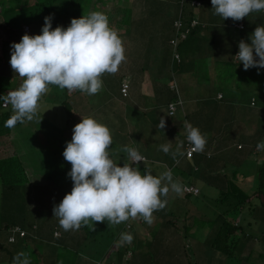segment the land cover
Returning <instances> with one entry per match:
<instances>
[{
    "label": "trees",
    "instance_id": "trees-1",
    "mask_svg": "<svg viewBox=\"0 0 264 264\" xmlns=\"http://www.w3.org/2000/svg\"><path fill=\"white\" fill-rule=\"evenodd\" d=\"M80 1L81 0H0L3 6V9L0 6V67L2 69L4 68V73L0 75V96H2L3 92L7 94L10 91L18 89L23 83L22 78L11 69L10 45L13 42H20L24 34H41L44 18L46 16L51 15L53 17V28L57 26L66 28L70 25L73 18H80L83 15L87 16L93 11V6L89 4L88 6L90 9H88L84 7ZM84 1L82 0L83 4L85 3ZM93 1L96 2L97 0ZM112 1L118 2V5L124 4V7H114L117 13L110 14L108 17L110 26L117 30V28L123 24L129 12L134 20L138 21L140 32L144 33L145 31V37L148 38L146 42L148 47L146 50V46L143 45V43L137 41L138 44H133L131 46V39L133 40V38H128V35L124 34L121 36L124 46H131V49L125 52L127 59L129 57L131 60L127 61L125 68H119L118 72H121L122 75V86L119 89V84L116 90H119L120 97L128 99L130 98L131 93L129 91H131L132 85H134V83L137 84V76H141V73H146V63L148 62H146L145 59H147L146 57L149 56V54H151L152 57V60L149 62L154 61L157 65H162L164 61L170 60L167 56H172V58L174 56V60H176L178 64L182 63L183 60L179 53L182 45L186 43L192 34L196 33L197 29L200 28V30H203V24L201 23L203 19L196 11L203 6V3L211 0H103V2H101L103 6H101L99 11L108 14L109 2ZM96 3H98V1ZM171 10H173V13L168 15ZM13 15H15L14 19H18L19 21H13L12 24L10 20L13 19ZM10 16L11 19L9 20ZM25 20L29 22L20 25V22ZM242 21L245 22V27L239 23ZM231 23L233 24L234 21L229 19L228 25L230 26ZM236 25H239L236 26V29L241 33H246L250 36L257 26L264 25V12H253L249 17L236 21ZM127 26V28L130 29L131 25L129 24ZM240 26L242 29L239 28ZM151 35L153 38H150ZM184 38L187 39L185 40ZM150 39L154 41L152 44H150ZM177 43L178 46L176 45ZM140 46L142 51H140ZM135 54L139 56L136 60H134ZM142 55H146V57L141 58ZM199 55L198 59L200 61H205V59H207V57L204 58L202 52L199 53ZM175 56H179L180 59ZM131 62H135V65ZM240 65L243 67L242 64ZM229 66L232 67L231 69H239L244 74L243 79L246 80L245 83L258 85L260 90L264 91V70H261L258 74L256 68L244 70L242 67H238L239 65L236 62L233 64L231 63ZM136 70L137 72H135ZM155 70L156 69L152 71L155 72ZM153 72L149 73L153 74ZM182 72H184V70L180 69L177 71L178 77L179 75L182 76ZM132 73L134 74V76H132L133 78L130 77ZM197 74H200V72H197L195 76H198ZM129 77L134 80L131 82L125 80ZM196 78L198 79L199 77ZM247 80H255V82L260 80V83ZM151 81L152 82L146 89L148 93L154 82L152 79ZM125 85L129 87L127 95L123 94V87ZM51 87L54 89L56 94L55 97L62 101L64 129L57 128V131L60 130L56 138L59 140L57 152L52 153L50 150L43 153L41 151L39 152L40 156L44 155L48 158L49 172H47V178H49L51 182L44 190H41L38 186H32L31 183L28 186L24 185L26 181L25 178L27 179V170L19 166V154L15 149L12 136L16 129L18 127L20 128L23 124L18 123L14 128L5 127V121L13 114V109L11 105L5 108L3 106V104L6 103L5 101H3L0 106V184L2 185L0 195L2 198L6 199L8 204L7 208H9L13 216H15L14 221L21 220V222L17 224L5 222L1 227V229L8 234L9 244L17 248H7L0 242V264H13V257L20 252L29 255V252L24 249L29 247V241L36 240L41 243H58L60 251L64 252L58 255L70 258L73 264H80L82 261V264H210V259L206 257L210 256V254L214 260V264L216 260V264H260L259 262H263L264 264V254H261L259 250L261 245H264V237L261 236V238H258L254 233L248 232L249 227L264 224V150L257 149V144L264 141V127H261L259 132L256 128L251 135L241 136L244 139V141H241L243 150L242 154L239 157L237 156L235 165L240 164L239 167L242 166L243 177L240 175V172L235 171L237 176L234 174L236 180L233 181L227 171V165L222 166L218 163L220 160L218 161L217 157L210 158L205 151L196 152L193 157H188L187 146L189 142L185 134V124L183 125V132L179 130L176 132V129L170 131V119L175 120L177 118L176 114L178 107L174 114H172L173 117L170 116V119H166V127L164 129L158 128L160 117L153 118L137 110L136 113L132 110L133 115L130 119L133 126L130 127L129 120L125 121L121 119L116 108L107 112V108L105 107L100 115L96 114L93 117L95 119L99 117L101 123L107 125L111 129L113 134L111 155L115 161L117 159L121 160L116 161L117 163L121 166H123V163H130L127 153L123 151L125 147L137 149L145 157V160L139 165L133 166L142 167L140 169L142 173L150 171L154 176L171 170L173 176L176 177L175 180L183 185L184 192L182 196L185 201H189V203L192 197L201 195L200 189L197 186L198 183L200 181L206 182V184H210L220 192L219 198L215 201L217 212L214 213V219L211 221L208 220V222L204 221V217L202 218L200 216L196 222L198 225H194L193 227L187 225L190 219L186 217L183 232L175 227L173 223L176 220L181 221L176 219L178 217H176L175 214L179 210L177 201L178 199L181 200L182 196L170 192L166 197L168 201L166 207L163 210L153 213L156 217H154L153 223L155 225H161V230L157 232L155 236H152L153 232L151 233V227H147L145 229L148 233L140 234L143 238L149 236L150 240L148 239V241L145 239L137 241V239L141 237L134 234L135 226L133 222L136 219H130L118 225L110 224L107 221H90L87 225H82L77 231H64L59 225L58 218L54 217L53 207L54 205H58L73 187V182L67 175L71 170V164L64 159L63 151L65 150L66 142H69L72 138L74 126L79 122L75 120V122H73L74 126L70 128V122L72 123V121L71 119L68 121V119L72 112L68 109V105L72 102L73 109L75 108L77 111H80L81 109L77 107V99L82 101V103H86L85 105H89V103L85 99L82 100V98L77 97L79 94H82L79 90L69 92L67 89H61L56 85H51ZM155 87L156 85L154 84L153 91H155V97L158 102L156 104L153 101V104H156L157 107L160 104L162 105V100H166V95L167 97L169 96L168 103H171L169 109L174 104L176 106V103L172 100L175 99V93L172 91L170 92L169 88H166L164 95L160 98L157 94L158 89ZM118 90L116 91L117 94ZM237 93L240 92L238 91ZM150 96L153 97V95H148L149 98ZM231 98L237 102L239 100V95L234 93ZM107 99L113 100V95L107 96ZM252 100L253 103H255V101L259 103V99H257L256 96L251 97L250 101ZM238 102L244 101L240 100ZM90 106H92V104ZM96 107L97 105L94 103L92 109L88 108V111L91 110V112H94L93 110H95L94 108ZM108 107H111V104ZM87 112L83 113L86 114ZM140 113L143 118L142 120L138 117ZM65 114H67L66 118ZM262 116L263 121H261V126L264 125V108ZM112 117L115 118L116 122L112 121ZM187 118L188 120L186 121L192 124V118L188 116ZM199 122L200 123L196 125V127H198L202 133L206 132L205 130H207V128L209 129L208 126L212 127V123L207 124L205 118H201ZM134 127H137V129ZM174 132L178 134L181 132L182 134L179 136L180 139L178 143L173 144V142H171L172 150L175 151L177 145L183 142V146L180 149L182 154H178L175 158H173L171 154H165L161 150V145L169 143L167 139L162 141L159 140L161 136L165 137L166 135L174 134ZM36 134L37 135L34 134L30 136L29 139L38 142V132ZM43 138L45 139L42 135V139ZM171 139L169 141H171ZM245 141H247V143ZM144 144L154 147V150H156V154L154 155L156 156L155 159L161 163L153 164L150 167V160L147 159V157H149L148 150L144 149ZM29 172H34V169L30 168ZM34 174H36V172ZM17 175H19L18 179ZM254 176L257 178L254 183V186H256L255 190H253V187L250 188L252 184H250L251 181L249 180ZM188 189L198 190L199 193L196 194L194 191H189ZM44 197L45 200L43 199ZM13 204H15V210L12 207ZM18 207L21 216L20 214H16L19 212L17 210ZM196 211L198 215L199 210L196 209ZM30 213H35L36 215L27 216ZM201 215L203 216L204 213L202 212ZM31 217H34V220L37 221V228H42V230L39 229L36 234L30 233L26 230L25 226L21 224L22 222L24 223V221H32ZM39 217L43 218V220ZM139 219L144 226L148 225L142 218ZM101 225H103L106 233H102V229L100 228ZM34 229H36V227H33V230ZM97 232L101 233H98L99 235L96 236L95 234ZM123 232L131 233L134 240L131 244L119 246L117 241L120 238V234ZM59 233H61V235ZM98 236L104 240L111 241V243L110 251L106 254L104 259L97 263L82 255L81 248L87 249L89 246L92 247L93 241H97L99 238ZM196 236H198L197 238H199V240L196 239ZM100 242L99 238V243ZM191 249L193 253H195V258L190 254ZM65 251H69L70 254H65ZM256 252H259L260 255H256L257 261L253 263L255 260L253 254ZM129 254H132L131 258L126 260ZM153 254L154 259L152 256ZM70 255L77 258L79 257V262H74ZM32 264L36 263L33 261Z\"/></svg>",
    "mask_w": 264,
    "mask_h": 264
},
{
    "label": "clouds",
    "instance_id": "clouds-1",
    "mask_svg": "<svg viewBox=\"0 0 264 264\" xmlns=\"http://www.w3.org/2000/svg\"><path fill=\"white\" fill-rule=\"evenodd\" d=\"M211 4L214 14L222 20L240 21L253 12H264V0H211ZM52 21L51 15L46 16L41 34H24L20 42L10 45L11 68L23 83L0 96V100L13 109V114L5 121L7 128L34 120L40 100L51 85L69 92L79 90L89 96L96 95L103 89V75L116 74L126 61L123 40L110 26L104 12L94 11L73 18L66 28H53ZM249 40L250 43L239 41V51L233 61L242 64L244 70L256 68L259 74L264 70V25L257 26ZM165 114L172 116L173 113ZM165 127L166 119L161 117L158 128ZM184 127L192 151L203 152L206 134L190 122H185ZM112 145L111 129L94 117H82L74 126L72 138L63 151L64 159L71 164L67 175L73 187L53 207L54 217L64 231H77L90 221L118 225L138 217L150 225L154 222L153 213L166 207L170 192L183 195L184 187L174 179L171 170L158 176L150 171L142 173L133 165L144 162L145 157L132 147L123 149L131 163L121 166L111 155ZM182 146L183 142L173 151L169 141L160 147L175 158L182 154ZM257 149L264 150V141L257 144ZM133 240L131 233L123 232L117 243L124 246ZM13 264L32 262L28 254L20 252L13 257Z\"/></svg>",
    "mask_w": 264,
    "mask_h": 264
},
{
    "label": "rangeland",
    "instance_id": "rangeland-1",
    "mask_svg": "<svg viewBox=\"0 0 264 264\" xmlns=\"http://www.w3.org/2000/svg\"><path fill=\"white\" fill-rule=\"evenodd\" d=\"M84 1V0H83ZM98 1V3H96ZM96 2H94L93 0H89V1H84L85 5L83 4L82 0L80 1L81 4L84 7H87L88 9H90V7L88 6L90 4V6H93L92 8V12L94 11H99V9L101 8V6H103V0H97ZM110 5L109 7V13L106 14L108 17L110 16V14H116L117 11L115 10V6L118 7H124L122 5H118V2L112 1L109 2ZM113 3V4H112ZM92 4V5H91ZM0 6L3 9V6L0 3ZM98 8H97V7ZM15 15L12 16V20L11 16L9 17V20L12 21H19L18 19H14ZM27 20L25 21H21V24H26ZM131 25L130 29H128L127 25ZM34 25V23H33ZM240 29H242V27H239ZM115 29V28H114ZM117 31L120 35V37L122 36V34L124 35H128V38H133L132 44H138L137 41H139V43H143V45L146 46V50H147V39L145 37L146 32L144 31V33L140 32V27L138 25V21H135L133 16L130 15V13L128 12L127 16L124 19L123 24L120 25V27L117 28ZM125 32V33H124ZM123 35V36H124ZM126 37V36H125ZM150 38H153V36L151 35ZM154 41L150 39V44H152ZM217 45H220L219 42H217ZM130 45H127L125 47L126 51L128 52L131 49ZM140 51H142V48L140 46ZM150 53V52H149ZM219 56V55H218ZM11 57V54H10ZM146 55H142L141 58H145ZM133 58V57H132ZM136 58H139L138 54H135V58L134 60H136ZM147 59H145L146 62H149L152 60L151 54H149V56L146 57ZM131 60V58L126 57V61L123 62L119 68L122 67H126L127 61ZM206 62L211 61V60H207L205 59ZM205 61H200L198 63H200L201 65L203 63L206 64ZM211 62H215L212 63L213 65V70H214V76L216 75L217 77L219 76V79L217 80L215 89L220 90H224L226 89V96L227 99L230 100L231 102L234 101L233 105L236 103V100H233L231 97L234 95V93H236L237 95H239V100H243L244 102H240V105L245 106L250 104V99L253 96H256L257 99H259V105H262V107L264 108V91L260 90L258 85H254L252 83H245V79L244 78V74L239 70V69H231L232 67L229 66L228 64H226L225 61H222L221 59L218 60H212ZM231 64V63H230ZM147 68H146V73L142 74L141 73V79H144V76L148 77L149 72H153L152 70L156 69V67H151L148 63H146ZM12 69V68H11ZM176 70V68H175ZM177 72V70L175 71ZM239 72V75H238ZM4 73V68L2 69L0 67V75H2ZM155 72H153L154 74ZM215 76V78H217ZM103 89L101 92H99L96 95H92L89 96L85 93L79 94L77 97L78 98H82L85 99L86 101H88L89 105H85L86 103H82V101L77 99L78 102V108L81 109L80 111H77L75 108L73 109V104L71 102V104L69 103L68 105V109L71 110V116H69L68 121L71 119L72 123L70 122V128L74 126L75 120H77L79 123L82 120V117L85 115L83 112H87L88 108L92 109L94 103L97 105L96 108H94L95 110H93L94 112L88 111L86 113V118L88 117H93L96 114H99L102 112V110H104V108H107V112L112 111L113 109H117L118 110V114L120 115H127V108H126V104L122 103V101H118V97H117V93H116V88L117 86L121 83L122 81V75L121 72H117L116 74H104L103 77ZM220 80V81H219ZM144 81V80H142ZM250 82H254V83H260V80H257V82H255V80L251 81V80H247ZM137 82H139V79L137 80ZM143 84H141V86L138 88L134 87V89L131 90V97H133V95L136 93V91H138V93H141V99L140 102L138 104L135 105V113L136 110L138 108H142V105L144 103V98L143 96H147L148 94L146 93V81L142 82ZM164 86V85H162ZM178 88V87H177ZM211 88H214L211 87ZM57 89V88H56ZM240 93H237L238 91ZM130 92V91H129ZM221 92V91H220ZM3 95H7L5 92H3ZM109 95H113V100L107 99V96ZM56 94L54 92V89L50 86V89L48 91L47 94H45L39 103V108H38V114L37 117L32 120V121H26L25 123H23V125L20 126V128L18 127L15 131V133L12 135L13 136V142L15 144V149L18 152V159H20L19 161V166L22 169L27 170V179L25 178V182L24 185H29L31 183V185L33 186H38V188H40L41 190H44L45 187H47L51 181H49V178H47V172H49L48 169V158L44 155H39V152L41 151L46 152V151H51L52 153H55L58 151V146H59V140H57L56 138L59 135L60 130L57 131V128H61L64 129V119H63V108L61 105V102L57 97H55ZM75 96V95H74ZM93 97V98H92ZM57 98V99H56ZM152 98H155V93L153 95ZM130 99V98H129ZM3 102V100H0V106L1 103ZM176 103V109L178 107V110L180 109V101L179 102H175ZM92 104V106H90ZM111 104V107H108ZM175 105V104H174ZM192 105V104H191ZM261 107V108H262ZM262 108V109H263ZM1 109V108H0ZM243 109V108H242ZM228 110V109H227ZM245 110V109H244ZM130 111V116H129V125L130 127H132L133 125L131 124V116L133 115V111L129 108ZM125 113V114H124ZM230 114V113H229ZM226 115V114H225ZM192 117L191 122L193 126H196L199 124V121L201 118H209L208 116H204V114L200 115L198 113H196V111L194 110H189L188 115ZM199 116V117H198ZM67 117V114H65V118ZM138 117L142 120L143 118L141 117V113L138 115ZM224 117V114L222 116H218L216 120L213 116H212V125L214 127H212L211 131L209 132V134H206L207 137V141L208 138H213L216 135H220L222 134V132L218 129H216L219 126H222L225 122V120H229L231 121L232 118H228V114L226 116V118H222ZM222 118V119H219ZM126 119V118H125ZM97 121L101 122L100 118L98 117V119H96ZM176 120V119H175ZM177 120H182L183 121V117H178ZM262 120V118H261ZM173 121V120H172ZM185 122H187L185 120ZM63 125V126H62ZM211 125V126H212ZM62 126V127H61ZM261 127L263 128V126H261V123L259 125H257V131L259 132V130H261ZM135 128V127H134ZM137 129V127L135 128ZM235 129V128H233ZM264 129V128H263ZM25 130V131H24ZM38 130V131H37ZM38 132V138L39 141H31L29 138L32 135H37L36 133ZM134 131V130H133ZM45 132V133H43ZM42 135L45 137V139H42ZM227 136L233 135L235 136L232 139V143L233 141H244V139L242 137H240L238 134H226ZM65 140V139H64ZM66 142V141H65ZM234 142V143H235ZM119 143V142H117ZM236 145L232 148H230V151H227L226 154H222L220 152L215 153L217 159H218V163H220L222 166L227 165V171L229 172V175L232 177V180L235 181V175L237 176V171L240 172V175H242L243 177V170H242V166H240V164L235 165V160L237 159V155H239L240 153L238 152V149L235 148ZM231 160V162H230ZM116 161H121V160H116ZM143 166V165H142ZM34 169V172H29V169ZM138 168H142V167H138ZM21 171V170H20ZM236 171V172H235ZM36 172V174H34ZM235 174V175H234ZM19 175H17V179H18ZM21 178V177H20ZM22 178V179H24ZM176 177L174 176V179ZM255 179H257L255 176L252 179H249L251 182L250 184V188L253 187V190L256 189V186H254L255 184ZM200 189L201 195L198 197H192V199L189 201H185V199L181 198L178 199L177 204L179 207V210L176 212L175 216L178 217L176 219H179L181 221H175L173 222L175 227H177L179 230H182L184 232V227H185V219L186 217H188L190 220H188L187 225L189 227H193L194 225H198L196 222L198 221V218H200V216L203 218L204 221L208 222V220H213L214 219V213L217 212L216 210V203L215 201H217V199L220 196V192L218 191V189H216L215 187H212L210 184H206V182L200 181L197 185ZM49 188V187H48ZM50 189V188H49ZM2 191V185L0 184V194ZM200 198V199H199ZM45 200V197L43 198ZM8 204L6 199L2 198L0 195V242L2 244H4L7 248L10 249H16L17 247L9 244L8 242V234L1 229L2 225L5 224V222L7 223H12V224H17L20 223L21 220H16L15 216H13V213L11 212V210L9 208H7ZM12 207L15 210V204L12 205ZM197 210H199V213L197 215ZM17 210L19 212H17L16 214H20V209L19 207L17 208ZM202 212L204 213V215L202 216ZM54 214V213H53ZM36 215L35 213H30L27 216H33ZM21 216V214H20ZM155 217V215H153ZM194 216V218H193ZM42 217V216H41ZM39 217V218H41ZM208 217V219H207ZM156 218V217H155ZM34 217H31L32 221H24V223L22 222L21 224L23 226H25L26 230H28L30 233L32 232L33 234L38 233V230L42 228L38 226V223L36 220H34ZM43 220V218H41ZM39 221V220H38ZM53 223V222H50ZM125 223V222H123ZM209 224V223H208ZM134 227V234L141 237L140 234H146V229L147 227H151L152 231V236H155L157 232H159L162 228L161 225H155L154 223L152 224H148L146 226H144L142 224V221H140L139 218H136V220L133 222ZM33 227L36 229L33 230ZM174 227V226H173ZM102 229V233H106V230L104 229L103 225H101L100 227ZM198 228V226H197ZM196 231V229H195ZM201 232V231H200ZM199 232V234H200ZM248 232L250 233H254L255 236H257L258 238L261 236L264 237V224H258L252 227H249ZM49 233V232H48ZM98 233L101 232H97L95 235H99ZM148 233V232H147ZM61 235V233H59ZM58 234V235H59ZM205 234V232H204ZM57 235V236H58ZM146 236V235H145ZM100 238V243H99V238L97 241H93L92 243V247H88L86 248H81L82 251V255H84L85 257H88L90 259H92L95 262H99L100 260L104 259L106 254L110 251V243L111 241L108 240H104L103 238H101L100 236H98ZM198 236H196V239L199 240V238H197ZM145 239L148 241V239L150 240V237L147 236L146 238H139L137 239ZM52 240V239H51ZM201 240V238H200ZM58 242V241H57ZM192 242V240H191ZM29 246L32 247V249H30L29 254L28 255L29 258L31 259V262L33 263V261L36 264H73V262L70 260V258H66V256H61L58 255L60 253H64L62 251H60L59 249V245L56 242L53 243H41L40 241L36 240V241H29ZM260 253L264 254V245H261V247L259 248ZM65 254H70L69 251H65ZM151 254V253H150ZM193 258L195 253H193V250L191 249V253ZM256 255H260L259 252H256L255 254H253V258L255 259L253 261V263H255L257 261ZM40 256V257H39ZM73 259L74 262L78 263L79 262V257H74L72 255H70ZM132 254H129V258H131ZM153 259H154V254L152 255ZM39 257V259H38ZM210 259V264H214V260L212 259V256L210 254V256H206ZM259 257V256H258ZM129 258L127 257L126 260ZM38 259V260H37ZM5 260V259H3ZM131 260V259H130ZM157 261H159L158 259H156ZM83 262V261H82ZM82 262L80 264H82ZM217 262V260H216ZM215 262V264H216ZM260 264H263V262H259ZM4 264V263H3ZM257 264V263H255Z\"/></svg>",
    "mask_w": 264,
    "mask_h": 264
},
{
    "label": "crops",
    "instance_id": "crops-1",
    "mask_svg": "<svg viewBox=\"0 0 264 264\" xmlns=\"http://www.w3.org/2000/svg\"><path fill=\"white\" fill-rule=\"evenodd\" d=\"M196 12L199 13L203 19L201 20V23L203 24L202 25L203 30H200V28L197 29L196 31L197 34L196 33H194L195 35L192 34L189 37V39L186 41V43L182 45L180 49L181 51L179 50L181 59L183 60V61L181 60L182 61V63H180L181 65L178 64L176 60H174V56L173 58L172 56H167L168 59L170 60L164 61L162 65L161 64L157 65L154 61L148 62L151 67L154 66L156 67L155 73L154 74L149 73L148 77L144 76V79H141V76H137V80L139 79V82H137V84L134 83V85H132L131 88V90L134 89V86L137 88L141 84H143L142 82L146 81V89H147L150 83L152 82L151 81L152 79L154 82L152 83V86L149 89V93L147 91L146 93L148 95H154L155 91L153 90L155 84L156 85L155 88L158 89L157 94L160 98L162 97V95H164L165 89L169 88L170 92L172 91L173 93H175L174 95L175 99L172 100H174V102L180 101L181 105H180V109L177 111L176 117L177 118L183 117V121L182 120L179 121L177 120V118L176 120L170 119V116H167L165 114L170 111L169 107L171 104L170 102L168 103L169 96L167 97L166 95H165L166 100H162L163 102L162 105L160 104L158 105V107L156 106L158 102L156 97L152 98V96H150V98H146L147 96H143L145 97L144 103L140 104L142 105V108H138L137 111L146 113L147 115L153 118L164 117L165 119H170L171 120L170 131H174V129H176V132H178V130L182 132L184 131L183 125L185 124V120H188L187 115L189 110H194L196 111V113L198 114L200 113V115L204 114V116H208L209 117L208 119L205 118L207 124L212 123V116L216 120H218L217 119L218 116H222L224 114V117L226 118L228 114V118H232V120L231 121L225 120L222 126L218 125L216 129L220 130L222 134L216 135L213 138H208L204 151L208 154V157L211 158V157H216L215 153L217 152L226 154L227 151H230V148L236 145L235 148L238 149V152L240 153L239 155H237L239 157L242 154L243 144L238 141L236 142L233 141L232 143V139L235 136L233 135L227 136L226 134L229 133L235 135L238 134L240 137L242 135H251L253 131L257 128V125H259L261 121H263V116H262L263 107L262 105H259L258 101H255L256 104L253 103V100L250 101L251 104L245 106L240 105V102L238 101L233 105L234 102H231L226 97V93H225L226 89L220 90L221 92L218 89H215L219 76L217 77L215 75L217 77L215 78L213 65H212V63L215 62H211V61L221 59L222 61H225L226 64L229 65L230 63L232 64L235 63L236 61H233V57L239 51L238 49L239 41L244 40L245 42L250 43L249 40L250 36L249 34L241 33L238 29H236L237 28L236 26H239L240 24L244 25L245 27L246 24L244 21L239 22L240 23L239 25H236V21H234V23L233 24L231 23V25L229 26L228 20L231 18H228L226 21V20H222L221 17L215 15L214 10L212 9L211 1L203 3V6ZM170 13H173V10L169 11L168 15H170ZM217 42H219L220 45H217ZM201 52L203 53L204 58L207 57V60H211V61L208 62L205 61L206 64L203 63L202 65L198 63L200 61L198 59L200 56L199 53ZM131 63L135 65V62H131ZM236 63L238 64V62ZM238 67H242V66L239 65ZM175 68L177 71H179L180 69L184 70V72H182L183 73L182 76L179 75L178 77L177 72H175ZM135 72H137V70ZM197 72L198 73L200 72V74H197L198 76H195ZM132 76H134L133 73L131 74L130 77L133 78ZM130 77L125 80H128L130 82L133 81L134 79L132 80L130 79ZM196 77L199 78L197 79ZM121 86L122 85L120 83V87L118 86V88L120 89ZM213 86L214 88H211ZM117 97H118V101L119 102L122 101V103H125L127 108V112H126L127 115L122 114L119 116L121 119L128 121L130 116L129 108L135 111V105L140 102V99L142 97L141 93L140 92L138 93V91H136L133 97H131L130 94V99L129 98L124 99L120 97L118 90ZM153 101L156 104H153ZM85 116L86 114L83 117L86 118ZM112 121H115V118H113ZM208 127L209 129L207 128V130H205L206 132H203L204 134H209L212 127L214 126L212 125V127L210 126ZM180 134L182 133L180 132L178 134L174 132V134H169L166 135L165 137L161 136L159 140L162 141L164 139L165 140L167 139V142H169V140L172 138L171 142H173V144L178 143L180 139L179 137ZM245 142L247 143V141ZM144 145H145L144 149L148 150L149 157H147V159L150 160L151 162V163L149 162L150 167L153 164L161 163L155 159L156 156L154 155L156 154L155 152L156 150H154V147L148 144H144ZM30 249H32V247L29 246L26 247L24 250L29 252ZM127 257L129 258V256Z\"/></svg>",
    "mask_w": 264,
    "mask_h": 264
},
{
    "label": "built area",
    "instance_id": "built-area-1",
    "mask_svg": "<svg viewBox=\"0 0 264 264\" xmlns=\"http://www.w3.org/2000/svg\"><path fill=\"white\" fill-rule=\"evenodd\" d=\"M196 4H197V3H196ZM198 5L200 6L199 3H198ZM128 91H129V87H128L127 85H125V86L123 87V94L127 95V94H128ZM9 105H10V104H7V103H4V104H3V106H4L5 108L9 107ZM170 110H171V112L174 114V112L176 111V106H175V105L171 106ZM187 149H188V150H187V155H188V157H189V158L193 157L194 154H195L196 152H193V151H192V146H191L189 143H188ZM140 163H142V162H140ZM140 163H139V164H140ZM188 190H189V191H194L196 194L199 193L198 190H194V189H188ZM22 236H23V235H22Z\"/></svg>",
    "mask_w": 264,
    "mask_h": 264
}]
</instances>
